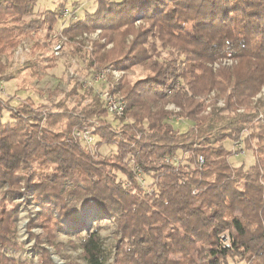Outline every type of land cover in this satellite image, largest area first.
I'll return each instance as SVG.
<instances>
[{
    "label": "trees",
    "instance_id": "16d2710c",
    "mask_svg": "<svg viewBox=\"0 0 264 264\" xmlns=\"http://www.w3.org/2000/svg\"><path fill=\"white\" fill-rule=\"evenodd\" d=\"M39 1L0 0V82L15 79L16 50L60 26L65 9L78 16L64 28L69 39L100 32L84 57L90 78L108 69L144 75L119 84L109 77L107 90L126 102L122 118L78 81L52 112L0 100V189L7 186L4 201L22 194L41 208L37 241L59 248L62 229L78 230L86 264H108L100 228L82 233L86 219L72 205L79 201L117 228L113 264H264V0H98L91 13L62 0L28 20ZM50 43L35 42L32 54ZM225 60L235 64L215 67ZM70 96L79 105L68 106ZM77 130H93L94 151L74 139ZM239 141L254 157L249 169L231 161ZM105 146L116 153L101 156ZM16 221L13 211L0 213V264H27L6 254L17 244ZM39 249L41 264H55Z\"/></svg>",
    "mask_w": 264,
    "mask_h": 264
},
{
    "label": "rangeland",
    "instance_id": "374dc122",
    "mask_svg": "<svg viewBox=\"0 0 264 264\" xmlns=\"http://www.w3.org/2000/svg\"><path fill=\"white\" fill-rule=\"evenodd\" d=\"M97 1L98 0H67L68 5H74L73 3H77V7H80L79 13H82L83 10H87L90 13L94 12L98 5ZM61 2L62 0H40L35 5L34 14L27 19H37L47 10H56ZM139 23L140 22L137 21L136 24L139 25ZM64 25L67 26L62 22V24L54 28L52 32L40 30L39 33L34 34L33 39L26 40L25 43L27 48L25 50H28L20 55V58L25 60L24 63L20 58L18 59L15 53V58L13 64L9 68V72L18 73L14 80L3 82V86L6 90L5 98H12L13 101H15L14 105L15 103L20 104L31 102L37 109L39 108L38 110L52 112L54 106L66 98V95L73 89L77 81L79 83L90 81L91 78L88 70L85 68L84 57L92 51L93 42L99 39L100 32L84 33L81 37L76 38L75 40L69 39L65 34L63 35V40L57 39L54 36V33ZM50 40V45L45 49L36 52L35 55L32 54V46L35 42L40 41L41 43H45L50 42ZM59 41L64 44L63 50L57 59L55 67L50 68L49 66L51 64L48 59H50L53 54L55 43ZM74 44L80 49V52L77 54H74L75 52H73L72 47ZM111 47L112 45L108 46V48ZM233 64H235L233 61L225 60L215 64V67L219 68V65H222L223 67H231ZM142 74L144 75V72L137 68L134 73L116 71L109 77L112 79L111 81L119 84L127 79L135 81L136 76H141ZM109 77L107 82L95 86H89L85 88V90L94 87L95 93L107 91ZM211 96L215 95L213 94ZM258 97H260V95ZM89 102V99L84 101L85 104ZM79 103L80 99L77 97L70 96L67 98V105L70 107H75L79 105ZM223 105V100H219V106ZM167 109L174 113L178 111L173 105L168 106ZM8 118L9 113L6 111L4 112V119L7 120ZM171 122L182 132L189 126L188 122L182 121L180 118H172ZM44 124H46V122ZM81 145L84 148H87L83 143H81ZM227 145L232 147V143L230 142H227ZM91 151H94V147ZM113 152L116 153V147L105 146L99 153L101 156H108ZM231 161L237 165L243 164L246 169H249L254 164V157L252 153L245 151V154L233 156ZM21 191L25 192V188H22ZM5 193H7V186L0 189V213L3 210L8 212L13 211L17 217L15 234V242L17 244L16 247L6 251V254L27 264H41L39 246H43L49 250L51 253V259L55 264H86L82 257V250L77 246L79 243L78 236L80 235L78 230L73 231L68 227L62 229L57 234L58 243L62 244L59 248L51 247L45 243L40 244L36 238L44 235L41 222L40 220L38 221L41 208L33 201V199H31L32 197L28 199L22 194L16 195L12 201H4L3 197ZM72 205L74 210H77L80 215L86 219L87 227L84 228L82 233L88 232L89 228H100L103 247L109 256L108 264H113L117 244L120 239V234H118L115 225L107 220L93 218L92 215H90L82 206V202L73 201ZM31 220H33V223ZM228 242V235H222L220 243L225 245L228 244ZM231 264L238 263L231 262Z\"/></svg>",
    "mask_w": 264,
    "mask_h": 264
},
{
    "label": "built area",
    "instance_id": "2783aa9c",
    "mask_svg": "<svg viewBox=\"0 0 264 264\" xmlns=\"http://www.w3.org/2000/svg\"><path fill=\"white\" fill-rule=\"evenodd\" d=\"M62 21L67 25L69 23H73L76 22L78 20V16L76 14H74L71 10L69 9H65L62 12L61 15ZM66 26L64 25L61 29L59 28L55 33L54 36L57 39L63 40V32H64V28ZM63 43L62 42H57L54 45V49H53V55L55 57H59L61 54V51L63 50ZM26 46V45H25ZM27 48L24 46H20L17 50H16V56L18 57V59L20 58V55L23 52H26L27 50H25ZM24 54V53H23ZM21 59V58H20ZM22 60V59H21ZM25 60H22V62L24 63ZM116 71H111L110 69L108 70H104L101 71L97 74H95L90 81H87L85 83H83V87L87 88L89 86H95L98 85L100 83L103 82H107L108 77L112 74H114ZM73 76V74H72ZM6 97V90L3 86V82H0V100L2 98ZM98 97L100 98V100L102 101L104 107L106 108L108 114L112 117H116V118H122L125 116L126 113V102L122 97H119L113 93H111L109 90L105 91V92H98ZM73 137L75 140L80 141V143H83L84 145H86V147L88 149H92L95 145V139H94V135H93V130H77L74 132ZM234 150H237L238 153L236 154L241 155V154H245V150L243 148V142L239 141L236 142L235 144V148ZM165 162H171L170 159H165ZM175 164L178 163V160H175L174 162ZM205 163V160L203 159V157H199V166H203ZM133 171L135 173L136 179L138 181V184L140 185V187L142 188H148L149 184H148V180L147 177L145 175L144 170L135 165L133 167ZM129 186V185H128ZM149 194L152 193V190H148L147 191ZM224 245V244H223Z\"/></svg>",
    "mask_w": 264,
    "mask_h": 264
}]
</instances>
